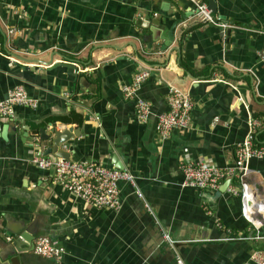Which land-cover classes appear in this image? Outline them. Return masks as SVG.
I'll return each mask as SVG.
<instances>
[{
	"label": "crops",
	"instance_id": "obj_1",
	"mask_svg": "<svg viewBox=\"0 0 264 264\" xmlns=\"http://www.w3.org/2000/svg\"><path fill=\"white\" fill-rule=\"evenodd\" d=\"M214 2L226 31L191 0H0V99L24 86L35 101L0 114V264H260L264 226L244 217L236 178L183 186L184 162L233 167L251 120L254 142L264 134V0ZM141 69L150 76L127 97ZM171 87L193 108L189 127L163 139ZM138 97L152 107L146 122ZM71 127L72 160L136 177L119 181L118 210L88 205L32 161L40 129ZM246 167L264 198V158ZM42 236L64 247L61 261L35 252Z\"/></svg>",
	"mask_w": 264,
	"mask_h": 264
},
{
	"label": "built area",
	"instance_id": "obj_2",
	"mask_svg": "<svg viewBox=\"0 0 264 264\" xmlns=\"http://www.w3.org/2000/svg\"><path fill=\"white\" fill-rule=\"evenodd\" d=\"M195 4L196 15L204 23H214L226 31L232 27L219 21L211 12L207 2L203 0H191ZM149 69H141L134 77L131 84L124 87L127 97L137 96L141 85L149 78ZM168 110L161 113L158 119V133L161 138L167 139L173 130L186 129L191 121L193 108L191 95L176 87H171L168 92ZM19 104L34 105V99L28 94L24 86H17L11 90L7 97L0 99V114L13 119L15 107ZM151 104L142 97L136 98V111L138 119L146 122L151 114ZM251 133L239 146L236 164L233 167L221 169L213 164L204 162H184L182 170L185 175L183 186L206 187L218 186L225 175L236 178V184H232L230 191L238 194L242 201L244 217L257 227L264 226V198L252 185L251 171L246 167L252 157L264 158V146H256L254 137L259 122L251 120ZM32 161L41 169L53 171L54 182L62 185L68 192L81 198L88 205L95 208H108L118 210L120 208V191L118 183L126 180L136 185V177L127 169L110 168L92 160H68L65 158L46 156L42 153L36 155ZM234 178V179H235ZM262 219H260V217ZM261 238L262 235H258ZM164 238L173 246L176 241L168 234ZM34 250L37 254L61 261L65 253L64 247L57 240L42 236L35 240ZM260 264H264V257Z\"/></svg>",
	"mask_w": 264,
	"mask_h": 264
},
{
	"label": "water",
	"instance_id": "obj_3",
	"mask_svg": "<svg viewBox=\"0 0 264 264\" xmlns=\"http://www.w3.org/2000/svg\"><path fill=\"white\" fill-rule=\"evenodd\" d=\"M209 8L214 15L213 12L217 10L216 4L214 0H209ZM182 21H177L173 24L170 30L166 31L165 39L171 42L175 41L174 31L175 28ZM71 65L70 63H68ZM76 138V134L74 133V128H67L63 130H58L57 128H53L49 133H47V129H40V139L39 144H41L42 148H44L43 154L46 156L52 157H61L68 160H72L71 153L68 149L71 148V140ZM118 163V160H115ZM119 169H124V166L118 165Z\"/></svg>",
	"mask_w": 264,
	"mask_h": 264
},
{
	"label": "trees",
	"instance_id": "obj_4",
	"mask_svg": "<svg viewBox=\"0 0 264 264\" xmlns=\"http://www.w3.org/2000/svg\"><path fill=\"white\" fill-rule=\"evenodd\" d=\"M264 134H262V137L260 136H257V138L255 139V145L256 146H261V145H264V143H262L264 140H262V139H264V136H263ZM262 138V139H261Z\"/></svg>",
	"mask_w": 264,
	"mask_h": 264
},
{
	"label": "rangeland",
	"instance_id": "obj_5",
	"mask_svg": "<svg viewBox=\"0 0 264 264\" xmlns=\"http://www.w3.org/2000/svg\"><path fill=\"white\" fill-rule=\"evenodd\" d=\"M197 16V15H196ZM197 18H198V16H197Z\"/></svg>",
	"mask_w": 264,
	"mask_h": 264
}]
</instances>
